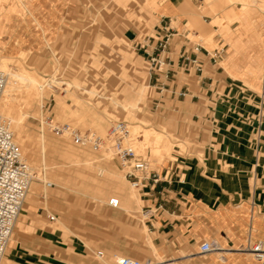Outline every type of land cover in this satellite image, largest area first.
I'll use <instances>...</instances> for the list:
<instances>
[{
    "label": "rangeland",
    "instance_id": "obj_1",
    "mask_svg": "<svg viewBox=\"0 0 264 264\" xmlns=\"http://www.w3.org/2000/svg\"><path fill=\"white\" fill-rule=\"evenodd\" d=\"M142 1L0 0V50L5 46L12 48V53L7 56V60H11L8 61V66L28 76H35L41 84L49 85L44 88L41 101L34 100L31 94H27L32 99V104L29 115L25 118V132L37 145L44 139L47 144L46 152L37 147V153L31 162L30 156L19 146L24 159L34 170L32 181L37 185L39 193L36 206L46 213V218L38 217V220L44 229L62 234L48 264H116V257H126L142 263L150 261L153 264H221L219 259L223 257L224 264H235L230 261L233 253L243 256V259L248 258L247 264H256L253 258L233 249L228 251L230 249L219 243L224 251L209 254V257L200 255L194 249L184 251L182 247H173L172 251L161 250L156 243V234L150 233L145 225L149 219L142 215V209L150 208L147 199L133 190L127 181L124 185L126 194H133L136 198L134 213L130 216L119 209L120 201L116 207L93 202L90 196L93 189L88 191L82 186L74 185L72 190H64L57 188L54 183L52 188H46L45 182L40 180L45 175L47 181H52L50 175L53 171L61 172L65 169L75 182L78 173L91 177L99 168L107 172L114 171L125 178L124 171L114 160L109 147L94 151L76 146L70 138L55 135L51 125L67 124L81 132L92 131L105 137L113 124L124 123L132 145H140L139 154L147 158L149 170L159 174L164 169L169 172L166 183L170 184L173 180L182 186L184 183L181 180L185 182L186 171L193 163L203 165L206 149L213 148L216 143L214 136L219 132V123L207 117L210 113L206 107H200L189 96L185 99L183 96L171 98L169 92L157 88L152 71L150 75V63L138 56L141 54L138 51L140 46L145 45L147 38L155 35L154 25L157 23L154 12L157 0H151L149 7L144 6ZM257 1H231L223 4L234 7L230 11L237 16L239 15L235 10L240 8L239 12L243 15L239 20L224 19L221 24L216 23L219 26L218 34L222 36L224 32H230V26L234 22L247 19L244 7L253 6L252 9L257 10V16L252 20L259 18L254 23V29L258 37L262 38L264 0ZM33 17L39 18V25H36ZM14 30L20 38L18 44L11 41L12 34L9 32ZM213 34L212 31L209 38L200 37V45L209 52L217 47L212 40ZM125 35L128 43L121 42ZM208 39L209 43H206ZM195 44L196 42L191 45ZM130 65H135L138 71L140 69L146 79ZM263 78L264 71L259 79L262 90ZM186 79L190 80L191 77L181 72L180 85L186 83ZM75 81L98 96L92 95L93 93L88 95L74 87L69 89ZM67 83H71L69 88ZM137 86L145 89V97L138 107H130L135 99ZM253 86L244 82L246 92L239 98L246 103V107L231 109L233 117L228 121L233 131L246 134L248 130V137L257 153L263 137L260 125L264 126V95ZM50 87L52 88L47 89ZM65 88L69 91L65 92ZM98 88H102L101 93H98ZM113 90L118 92L117 102L102 99L101 94L108 96ZM73 91L81 98L82 112L75 113L78 107L70 96ZM57 97L63 98L66 103L64 113L56 111ZM15 103L20 105L18 107L21 112L29 108L20 98ZM123 105L135 114V120L126 117ZM17 117L20 118V115ZM250 121L252 123L245 124ZM132 125L138 126V130L130 128ZM148 129L169 137L171 150L168 156L164 152L163 157L154 156L147 143L144 144V133ZM57 149L69 154L62 157L56 153ZM73 153L79 154L83 159L87 156L92 165H77L74 159L77 160L78 156ZM252 170L248 179L250 187L258 189L261 170ZM164 193L167 194L166 191ZM50 216L55 217L52 223ZM20 217L21 215L17 223ZM13 236L15 237V228L6 250L11 247ZM149 240H152L156 251ZM98 252H103L102 259L98 258ZM2 264H5L4 259Z\"/></svg>",
    "mask_w": 264,
    "mask_h": 264
},
{
    "label": "crops",
    "instance_id": "obj_2",
    "mask_svg": "<svg viewBox=\"0 0 264 264\" xmlns=\"http://www.w3.org/2000/svg\"><path fill=\"white\" fill-rule=\"evenodd\" d=\"M150 1L143 0L142 3L149 7ZM223 4L225 3L209 6L207 0H157L154 6L157 19L154 25L155 35L147 38L145 45H141L138 50L141 53L138 56L148 61L149 55L157 54V51H154L158 47L157 40L169 36L168 47L164 52L169 60L167 75H161L155 86L169 92L170 97L174 99L178 98L180 93L185 94L184 99L187 96L191 97V100L200 107H206L210 113L208 118L219 123V132L214 136L216 143L213 148L206 149L203 165L194 163L191 165L186 171L185 182L181 180L183 186L173 180L169 182L170 184L166 183L169 172L162 169L159 173L161 182L146 200L152 211L145 225L150 233L156 234V243L164 251H172L173 247H182L184 251L192 249L199 251V247L206 242L219 243L226 249L239 250L248 238L254 242L264 241V126L260 125L263 137L256 153L248 137V130L246 134L233 131L228 121L233 117L231 109L246 107V103L239 98L246 92L245 81L253 84V87L264 95V90L259 84L264 71V36L259 38L254 29V23H257L259 18L236 21L230 26V32L219 35V26L215 20L224 19L225 13L234 9ZM239 10L240 8L235 12L241 19L243 14ZM33 18L36 25H39V18ZM212 31L214 32L212 40L216 43V48L224 51L222 59L217 63H213L206 55L205 51L209 50L200 45V37H208ZM9 33L14 34L11 37L14 44L20 43L15 30ZM121 42L128 43L127 35ZM194 42L196 44L192 46ZM184 52L201 64L200 74L194 71L186 73L182 70L181 56ZM131 67L138 71L135 65ZM138 72L142 73L145 80L144 73L140 69ZM181 72L191 79H186V83L180 85ZM73 87L88 95L93 93L92 95L98 96L77 81L69 89ZM102 88H98V93H101ZM69 89L65 88V92ZM70 96L78 107L75 113L82 112L81 98L74 91ZM101 97L117 102L116 98L119 96L118 92L113 90L110 95L101 94ZM144 97L145 89L137 86L135 99L130 103V107H138ZM123 100L126 101L125 98ZM55 101L56 111L64 113L67 108L64 99L57 97ZM122 107L127 114L126 117L136 119L135 114L128 110L126 105ZM30 109L31 107L26 109V118ZM249 123L252 122L245 124ZM244 129L247 127L244 126ZM56 153L60 156L69 154L59 149ZM73 154L78 156L77 160L74 159L77 165L85 167L92 165L87 156L83 159L79 154ZM34 156L35 154L30 156L31 162ZM253 163L256 172L259 168L262 174L258 189H252L248 180L253 171ZM103 171L104 175L101 174ZM50 176L52 181L48 182L54 183L57 188L72 190L76 185L88 191L93 189L90 195L93 202L116 207L120 201L119 209L125 215L130 216L134 213L136 198L133 194H126L124 185L127 180L114 171L107 172L99 168L91 177L78 173L75 182L70 179L69 172L65 169L61 172L53 171ZM38 195L37 187L29 195L31 201L26 205L27 209L22 211L21 219L15 226L16 237L9 248L8 264H48L51 260L50 255L56 251L59 236L62 234L42 227L38 217L46 218V213L36 206ZM149 244L156 251L152 240H149ZM243 258L233 253L230 261L235 264L241 262L247 264L248 258Z\"/></svg>",
    "mask_w": 264,
    "mask_h": 264
},
{
    "label": "built area",
    "instance_id": "obj_3",
    "mask_svg": "<svg viewBox=\"0 0 264 264\" xmlns=\"http://www.w3.org/2000/svg\"><path fill=\"white\" fill-rule=\"evenodd\" d=\"M157 41L158 47L154 49L157 54L153 53L148 56L150 70L154 73L155 83H158L161 75H167L166 68L169 64L167 62L169 60L164 54L168 47L169 36ZM223 52V49L218 48L213 49L211 52L205 51L213 63H217V61L222 59ZM181 60L184 72L190 73L194 71L195 73H201V64L195 58H191L187 52L182 53ZM5 83L6 76L0 71V96ZM179 96L184 97L185 94L180 93ZM51 128L55 135L70 138L79 147L91 148L94 151L109 147L114 160L124 171L125 179L130 187L140 193L145 199H148L150 194L156 191L158 184L161 182L159 174L149 170L147 158L135 151L129 131L124 123L113 124L105 137L92 131L81 132L67 124L60 126L51 125ZM31 177L32 170L14 140L11 125L0 114V264H2L17 220L22 212L23 203L29 192ZM46 186L47 188H52L53 184L47 183ZM151 211V208H144L142 209V215L150 219ZM49 219L52 222L55 221L54 216H50ZM217 251H220L219 247L211 242L203 243L199 247V254L202 256ZM240 252L247 253L260 264H264V241L254 242L248 238ZM103 256V252H98V258ZM116 264L153 263L150 261L142 263L125 257Z\"/></svg>",
    "mask_w": 264,
    "mask_h": 264
},
{
    "label": "bare ground",
    "instance_id": "obj_4",
    "mask_svg": "<svg viewBox=\"0 0 264 264\" xmlns=\"http://www.w3.org/2000/svg\"><path fill=\"white\" fill-rule=\"evenodd\" d=\"M231 1L247 2V0H207V3L209 4V6H211L213 4L216 5V4L226 3V2H231ZM257 2H255V3H257ZM243 6H244V4L242 3V7ZM252 7H250V6L244 7V11H246L245 17L247 19H254L257 16V10L252 9ZM224 19H228L231 21L239 20L238 16L233 11H227L225 13ZM224 19H216L215 23L221 24V22ZM13 35L14 34H12L11 37H13ZM209 40L210 39H208V41L206 40L207 42L206 41L205 42L209 43ZM11 49H12L11 46H5L0 50V71L3 72V74L6 76V83H5V85L1 91V96H0V114L5 120H7L10 123L11 132L14 136L16 144H18V146L23 148L22 150H24V152L28 156H33L34 154H36L37 150H38L37 147H39L40 150L45 153L46 149H47V144L45 143L44 139L41 140L40 143H38L39 145H37L31 141L30 135H28L25 132V118H26L27 114H26V111L21 112V109L18 107L19 104L16 105L18 102L17 103H15V102L18 101V98H20V100L23 101V104L28 108L32 104V99L41 101L43 99V95H44V88L46 87V85H48V83L47 84H41V83H39V81L37 80V78L35 76L34 77L28 76L24 72L16 71L13 68H10L8 66V61H11V60L10 59L7 60V56L12 53ZM262 84L264 85V78L262 80ZM69 87H70V84H69L68 88ZM27 94H31L32 99ZM17 115L18 116L20 115V118L17 117ZM130 128L134 129V131L138 130V126H136V125H132V127H130ZM132 133H133V131H132ZM144 139H145L144 144L147 143V146L150 147L152 154L154 156H157V157L162 156L163 152H164V154H167V156L169 155V153H170L169 151L171 150V148H170L171 143L169 141V137H167V135L165 136L164 133L163 134L157 133L153 129H148L144 133ZM139 146L136 144L133 146L137 153H139V150H141ZM142 150H143V148H142ZM45 165H48V164L45 162ZM30 168L32 170V177H31L28 195H27V197L23 203V206H22L23 210L27 209L26 205L29 203V201H31L30 198L32 196V195L31 196H29V195L34 191V187L36 186V184H34L32 181L34 170L31 166H30ZM101 174H103V172H101ZM40 180L45 182V185L47 183H50V182L46 181L45 176H42V178ZM45 187H47V186H45ZM35 188H37V187H35ZM216 245L219 247L220 252L224 251L217 243H216ZM242 248L243 247H241V249ZM6 251H8V252L4 254L3 259H4V263L8 264L7 255L9 253V250H6ZM228 251H232V250L230 249ZM235 251L240 252V249L235 250ZM217 252H219V251H217ZM212 253H214V252H212ZM240 253H243V252H240ZM243 254L253 258L251 255H249L247 253H243ZM121 259L122 258H120V257H116V263L118 261H120ZM219 261L221 262V264L223 262L225 263V260L223 257L220 258ZM253 261L256 264H260L258 261L254 260V259H253Z\"/></svg>",
    "mask_w": 264,
    "mask_h": 264
}]
</instances>
